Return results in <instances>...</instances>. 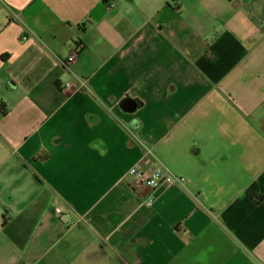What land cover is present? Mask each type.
<instances>
[{"label": "crops", "instance_id": "0c3cea01", "mask_svg": "<svg viewBox=\"0 0 264 264\" xmlns=\"http://www.w3.org/2000/svg\"><path fill=\"white\" fill-rule=\"evenodd\" d=\"M0 264H264V0H0Z\"/></svg>", "mask_w": 264, "mask_h": 264}, {"label": "built area", "instance_id": "2783aa9c", "mask_svg": "<svg viewBox=\"0 0 264 264\" xmlns=\"http://www.w3.org/2000/svg\"><path fill=\"white\" fill-rule=\"evenodd\" d=\"M75 58V55H72L69 60H73ZM62 87H71L72 83L62 82ZM77 86L83 87L85 86V80L83 78H77ZM149 163H152L153 161H156V165H154L150 170L146 169L141 164H136L131 167L129 170V173L134 175L137 179V182L139 185L142 186H150V187H158L164 181L167 177V167L163 163V161L159 160L155 153L152 151V149H147V159ZM170 176L177 181H184V177L180 176L176 173L170 172ZM59 211V209H57Z\"/></svg>", "mask_w": 264, "mask_h": 264}]
</instances>
